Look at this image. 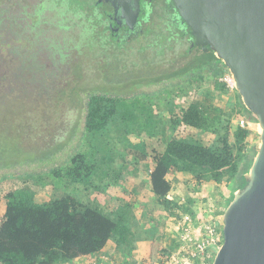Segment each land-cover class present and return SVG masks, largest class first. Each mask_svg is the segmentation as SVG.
Listing matches in <instances>:
<instances>
[{"label": "rangeland", "instance_id": "374dc122", "mask_svg": "<svg viewBox=\"0 0 264 264\" xmlns=\"http://www.w3.org/2000/svg\"><path fill=\"white\" fill-rule=\"evenodd\" d=\"M46 2L0 0V10L7 13L1 18L8 26H0V33H8L0 41L8 38L10 43L8 46L0 44V219L6 207V195L28 187L36 192L39 203L72 196L87 206L96 204L94 206H100L111 218H122L119 220L123 240L130 242L131 237L141 238L145 232L132 218L131 211L136 202L130 194L128 199H124V188L112 182L107 174H114L120 167L123 173L135 170L140 159L136 152L141 148L146 133H161L166 128L170 134L168 112L172 104L168 106V102L171 100L165 91L163 95L153 92L164 86L171 87L173 97L178 98L181 88L192 87L187 85L186 77L158 83H152L151 79L186 65L193 54H185L188 43L183 40L167 42L171 50L165 47V56L156 46L158 42L153 41L155 37L152 40L137 38L138 41L127 43L121 49L109 44V36L103 45L100 41H91L92 37L84 40L82 35L88 31L85 27L89 24L90 10L86 8L82 15L79 10L74 11L75 6L70 0ZM19 25L23 26L24 34L9 36L11 27L18 29ZM157 25L171 28L160 22ZM64 34L70 38L69 43L61 42ZM51 36L56 42H61L54 58H48L39 47L42 40ZM146 58H152V61ZM31 60L38 62L37 72L29 71ZM120 66L128 68L124 70ZM210 78L200 81L197 101L209 110L207 114L212 119L210 127L213 131L183 128V131L175 133L180 137H195L207 145H212L225 134L230 119L239 118L228 106L230 100L237 96L235 90L224 86L222 77L218 79L212 75ZM181 81L183 87L177 85ZM193 87L197 85L193 84ZM92 93L121 100L116 120L96 135L87 134L84 128L86 107ZM228 114L232 117L229 118ZM245 114L252 118L247 112ZM233 125L232 129L236 122ZM252 128L256 134H252L248 144L258 151L260 127L255 120ZM164 143L165 140H158L155 149L163 150ZM229 143L233 144L234 140L230 138ZM78 153L93 160L91 163L95 166L90 177L70 185L65 173L54 176L55 170L63 169ZM121 179L124 177L120 176ZM229 187L201 188L199 193L204 189L206 196H191L195 200L197 214L201 216L196 223H222L226 201L232 190ZM118 205L122 208L120 212H117L120 209ZM67 263L69 261L60 264ZM159 264L168 263L161 257Z\"/></svg>", "mask_w": 264, "mask_h": 264}, {"label": "trees", "instance_id": "16d2710c", "mask_svg": "<svg viewBox=\"0 0 264 264\" xmlns=\"http://www.w3.org/2000/svg\"><path fill=\"white\" fill-rule=\"evenodd\" d=\"M70 1L75 6L74 11L79 10L82 15L86 8L90 9V17H87L89 24L85 27L88 31L82 35V39L92 37L91 41L94 39L103 45L106 37L109 36L112 38L108 42L114 48L123 47L119 37L107 34L110 28L99 16V7L96 6L97 4L94 5L95 1L87 0L84 3H81L82 0ZM50 2L51 0H47L46 3L50 4ZM3 14L7 13L0 10V26L6 27L4 19L1 18ZM10 17L13 20V16ZM14 19L19 20V17L14 16ZM164 22L171 28L164 29L162 25H157L155 32L153 30V35L149 38L152 40L155 37L153 41L158 42L159 45L156 46L162 51V56L166 55L165 47L168 51L171 50L167 42L175 41L174 34L178 35L174 21L168 18L162 21V24ZM23 30L22 25H19L18 29L11 27L9 36L22 34ZM7 34L5 31L1 32L0 39L5 38ZM0 44L8 46L10 43L7 38L4 42L0 41ZM15 50L16 53L19 52L18 48ZM198 50L202 51L199 48ZM208 52L203 54L199 64L190 63L171 73H163L151 79L152 83H158L166 79L186 77L187 85L192 88H181L180 99L179 96L173 97L174 91L171 87L164 86L153 92L163 95L165 91L168 99L171 100L168 102V106L172 104L168 112L170 134L164 128L161 133L150 135L165 136L163 152L155 151L152 156H148L145 143L136 152L142 160L140 169L149 175V186L156 202L164 207L169 216L174 217L172 221L174 226L184 221L186 216L194 221L198 218L194 199L183 200L175 193L178 183H185L192 197L201 196L199 194L201 188L230 186L232 194L226 201L227 208L235 192L245 186V175L250 172L258 152L248 144V139L253 134L251 128L238 126L232 132L230 125H227L225 134L212 145H205L203 141L195 137L175 135L176 132L183 131V128L213 131V127H210L212 119L208 116L205 106L203 107L200 101H197L201 86L199 83L206 79L211 80L212 75L218 79L223 78L228 73V69L220 59L216 58L214 52ZM212 57L219 63L212 64ZM29 66L35 68L32 65ZM207 72L212 74L209 75ZM193 84L197 87L194 88ZM177 85L183 87V82ZM223 85L227 87L225 83ZM235 92L238 101L233 112L237 115L247 112L252 116V118L249 117V121L253 124L255 120L258 124L257 117L246 109L241 96L236 90ZM175 94L178 93L175 92ZM119 103H121L119 99L92 93L86 107L84 125L86 133L96 135L106 130L116 120ZM228 116L232 117L229 114ZM230 138L234 140L233 144L229 143ZM91 162L93 160L91 158L89 160L88 155L78 153L72 157L67 166L55 170L53 174L59 177L65 173L69 179L68 183L75 185L92 175L95 164ZM107 176H111L112 182L115 181L119 185L120 172L112 175L108 173ZM92 206H87L72 196L39 203L36 192L28 187L11 191L6 195V207L0 219V264H57L75 261L102 252L109 241L118 234L124 237L120 229L121 220H119L122 218L113 219L108 213H104L100 206ZM153 250H156V254L161 257L171 258L173 255L170 247L158 243L154 244ZM215 255L213 253L208 261L211 262Z\"/></svg>", "mask_w": 264, "mask_h": 264}, {"label": "water", "instance_id": "95a60500", "mask_svg": "<svg viewBox=\"0 0 264 264\" xmlns=\"http://www.w3.org/2000/svg\"><path fill=\"white\" fill-rule=\"evenodd\" d=\"M114 0L130 23L140 0ZM192 30L196 46L209 48L234 78L235 89L258 119L260 146L245 186L236 191L222 216L223 243L212 264H264V0H173Z\"/></svg>", "mask_w": 264, "mask_h": 264}, {"label": "crops", "instance_id": "0c3cea01", "mask_svg": "<svg viewBox=\"0 0 264 264\" xmlns=\"http://www.w3.org/2000/svg\"><path fill=\"white\" fill-rule=\"evenodd\" d=\"M230 101L231 103L228 106L234 110L237 106V96L235 95ZM238 117L237 120L231 119L230 127L234 126L233 123L236 122V126L233 129L231 128L232 132L240 126L241 121L245 122V128H251L253 130L252 123L249 121L250 118L247 117L246 114L242 113V115H238ZM253 134H256L255 129L253 130ZM146 135V138L144 137L142 141L146 145L148 156H152L155 151L160 153L165 150V147L163 150L159 151L155 149L158 140H165L163 135L160 136V134H155L154 136H150V133H146ZM249 138H252V135ZM150 147L151 153L149 152ZM136 163L137 167L133 172L123 173L122 167L117 169L116 172H120V176L124 177V179L119 180V184L125 190L124 199H128V194H130V198L136 202L135 207L131 210L133 213L132 218L139 222V226L143 232H145V235L141 238H137L136 236H134V238L131 237L130 242H127V240H123V236L119 234L117 237L120 238H112L102 252L75 261H69L67 264H159L161 256L156 254V250H153L154 244L157 243L171 248L173 252L172 257H164L168 264H205L207 259H192L188 256L189 253L187 251L188 243L192 244L194 247L203 234V231L199 228L200 224L191 219L186 220V217H188L186 216L184 221L174 226V222H172L174 217L169 216L164 207L156 202L149 186L148 173L145 172L144 174L142 170L139 169L140 166H142V160L138 159ZM204 189L207 190L211 188L206 187ZM204 189L199 193L202 197L206 196ZM175 192L178 196L182 197L183 200H188L192 196L186 184L183 182L177 185ZM118 206L120 207L118 211H122L121 205ZM148 210L151 211L149 212ZM153 210L157 211L154 212ZM197 217L201 218L199 213Z\"/></svg>", "mask_w": 264, "mask_h": 264}, {"label": "flooded vegetation", "instance_id": "af4514ba", "mask_svg": "<svg viewBox=\"0 0 264 264\" xmlns=\"http://www.w3.org/2000/svg\"><path fill=\"white\" fill-rule=\"evenodd\" d=\"M92 1H95L94 5L97 4L96 6L99 7L98 8L99 16L104 19L105 24L109 26L110 28V30L107 31L108 32L107 34H109L110 36L116 35L117 37H119V41L121 40L123 42V46L126 45L127 43L138 41L137 38L139 39L140 38H144V39L151 38V36L153 35L152 34L153 30L154 29L156 30L157 22L162 23V21L170 18L172 22L174 21V24L177 29V33H178V35H176L177 43L181 42L182 40L186 41L188 43V48L185 50V52H187L185 54H188V53L193 54L192 60L187 64H190V63L199 64L201 63L203 54L205 52L211 51L213 53V51L209 48V46L201 48L195 45L193 41L192 30L185 22H183L182 18H180L173 0H140V12L137 17V20L133 21V19L130 17V23L126 21V17L124 15L127 14L128 16H130L131 12L126 10V12H124L123 14L122 6H119L118 3L114 4V0H92ZM124 1L125 3L128 4V6L131 7L132 12L135 11V7L133 6V2L131 0H124ZM159 12H161V14ZM157 19L159 20L156 22ZM163 25H165V22ZM69 39L70 38L64 34L63 40L61 42L65 44V42H68ZM59 43L58 41L56 42L53 39V36H51L50 38L46 40H42V44L39 47L45 51L48 58H54L53 57L54 54L57 53V51L59 50V48L57 47ZM198 48L202 49V51L198 50ZM146 59L149 61H152V58H146ZM216 61L217 60L212 57L211 63L218 64L219 62H216ZM30 65H32L35 68H29V71L38 70L37 61L31 60ZM127 68L128 67L123 66V68L121 69L126 70ZM133 69H136V67H134Z\"/></svg>", "mask_w": 264, "mask_h": 264}, {"label": "built area", "instance_id": "2783aa9c", "mask_svg": "<svg viewBox=\"0 0 264 264\" xmlns=\"http://www.w3.org/2000/svg\"><path fill=\"white\" fill-rule=\"evenodd\" d=\"M222 81L231 90H235V81L232 75L228 72L223 77ZM241 127L245 128V122L241 121ZM186 220H190L186 217ZM199 228L203 231V234L198 243L193 247L192 244L188 243L187 251L188 256L192 259H207L205 264L210 263L211 255L218 251L223 242V223L216 224H201Z\"/></svg>", "mask_w": 264, "mask_h": 264}, {"label": "clouds", "instance_id": "9594fccd", "mask_svg": "<svg viewBox=\"0 0 264 264\" xmlns=\"http://www.w3.org/2000/svg\"><path fill=\"white\" fill-rule=\"evenodd\" d=\"M229 72V71H228ZM230 73V72H229ZM231 74V73H230ZM233 77V76H232ZM236 90V89H235ZM223 243V242H222Z\"/></svg>", "mask_w": 264, "mask_h": 264}]
</instances>
